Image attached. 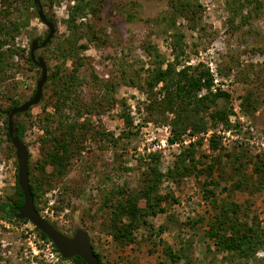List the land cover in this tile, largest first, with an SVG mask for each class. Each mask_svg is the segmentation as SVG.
<instances>
[{
    "label": "rangeland",
    "instance_id": "rangeland-1",
    "mask_svg": "<svg viewBox=\"0 0 264 264\" xmlns=\"http://www.w3.org/2000/svg\"><path fill=\"white\" fill-rule=\"evenodd\" d=\"M39 1L56 26L52 41L35 51L36 56L44 58L49 77L62 62L57 57V44L71 34L67 20L83 1ZM95 1L94 12L88 9L83 14L77 9L79 14H75L78 28L80 23L84 28L89 24L96 34L92 38L89 30L91 41L87 37L76 41L77 45L87 46L80 52L85 61L80 68L85 79L79 91L81 106L84 109V105H95L103 96L101 84L115 85L114 102L90 113L84 109L76 117L88 125L78 130L80 149L63 177H52L49 182L43 179L39 213L67 236H72L77 228L87 231L101 264H170L164 249L175 251L185 244H192L189 259L177 264H264V245L252 258L232 260L218 251L205 234L222 203L241 204L243 220L255 219L264 225V172L253 171L254 164L264 161V7L256 9L254 0H183L194 5V12L181 14L174 7L179 0ZM0 22L11 33L5 34L7 40L0 48L5 54L0 66V109L5 110L11 103H22L33 95L40 69L28 60L30 46L32 40L46 35L47 26L30 0H0ZM173 33L181 35L182 64L192 68L202 63L213 75L211 91L229 93L227 100L218 99L210 110H231L229 127L211 125L210 110L200 112L207 132L190 136L192 126L188 127L182 132L181 143L168 142L174 134V114L158 107L161 84L152 92L145 84L152 67L147 45L155 47L165 67L174 55ZM70 64L67 60L66 66ZM53 85L57 84L46 81L40 102L15 117L26 126L24 141L29 154V182L33 184L44 175L39 162L52 146L44 130L47 118L52 134L59 132V113L54 109L58 87ZM67 112L75 118L74 110ZM122 113L131 117V124L125 123ZM4 131L0 118V200L15 196L17 180L16 157L8 149ZM213 133L221 136L220 148L216 150L208 145ZM190 141H201L194 144V164L205 168L215 162L213 174L196 171L181 182L164 177L153 193L162 197L160 204L165 211L151 215L144 200L139 199L141 212L131 230L132 240L118 243L110 231L118 232L115 225L128 222L126 214L120 212L121 207H127L128 197L148 187L149 155L160 154L152 166L165 172ZM210 178L217 183L208 184ZM240 180L243 187H234V182ZM36 233L29 221L0 217V264H74L53 263L44 257L33 238Z\"/></svg>",
    "mask_w": 264,
    "mask_h": 264
},
{
    "label": "trees",
    "instance_id": "trees-1",
    "mask_svg": "<svg viewBox=\"0 0 264 264\" xmlns=\"http://www.w3.org/2000/svg\"><path fill=\"white\" fill-rule=\"evenodd\" d=\"M30 1L34 3V0ZM80 1H83V5H76L74 12L70 14V18L67 20V26L71 29V34L66 38L65 42H59L55 48L57 50L56 53H58L57 57L61 58L62 62L54 68L55 71H53V73L47 78V81L51 80L57 84L53 86L58 87V96L56 98V103L54 104V109L56 113H59V132L58 134H52L53 132L49 127V118H47L44 130L46 134H49L52 146L47 150L44 160L39 162V169L42 172V175L43 173L44 175L39 179H36L35 184L30 180V189L33 195L34 207L38 212L39 208L37 204L40 198V192L43 188V179L48 180L49 182L52 177H63L66 174L71 160L80 149L78 147V144H80V131L78 130H82L83 127L88 125H86L85 121L79 122L76 117L82 115L84 109L86 112L90 113L94 108L97 109L98 106H102L105 103L113 104L114 102L113 93L115 92V85L113 83L101 84L100 88L104 91L103 96L96 100L95 105H84V109L81 106L83 103L80 99L79 91L85 83V79L81 76L80 68L85 64V61L84 57L80 55V52L85 50L87 46L86 44L77 45L76 41L83 37H87L91 41L89 30L91 31L92 38H96V34L95 30L89 24L84 28L83 23H80L81 26L78 28V23L75 21V14H79L77 9L80 10V12H83V14H85V11L88 9L94 12L95 7L93 5L96 1ZM252 1L253 0H250V2ZM254 1L256 2V9L264 7V0ZM178 2V6L176 5L174 7L179 13L184 14L187 11L194 12V10H192L194 5L183 0H179ZM35 8H37L36 5ZM11 24L15 25V21H11ZM8 29L9 27H6L0 22V48L7 40L6 35H11L9 31L10 29ZM45 36L43 38L38 37L40 42ZM52 39L53 38H51L48 43H50ZM180 39L181 35L173 33L171 48L174 55L172 61H168L165 67L162 65L163 58L155 47H152L151 44L147 45L148 54H151L152 56V67L148 70L145 77V84L150 92H152L153 88L161 84L158 88V93H161L162 97L158 103V107L161 108L162 111H168L174 114V120L172 121V132L174 134L172 139L168 140L169 143H181L183 141L182 132L186 131L187 128L191 126L192 129L189 131L190 136H197V134L206 133V123L204 118L199 116V113L207 112L212 106H216L218 99L227 100L229 98V93L223 90L216 89L215 91H211L210 88L214 82L213 75L202 63L197 64L192 68L182 64L181 57L182 54H184V49L179 47ZM151 48H154L153 51L150 50ZM4 55L5 54L0 49V66L4 63L2 61ZM28 60L31 64L36 65L32 62L30 55L28 56ZM67 60H70V66H66ZM178 65L181 66L180 69H177ZM121 72L123 76L126 75L124 70ZM202 90H204V93L200 94V91ZM19 104L18 101H15L5 110L0 109V118H3V124L5 127V140L8 143V149L13 155H15V152L7 131V116L10 109ZM67 110H74L75 118H72ZM230 112L231 110L229 108L226 109L224 107L210 110L208 117L211 121V125H217L220 123L224 127H229L230 123L228 121V115ZM21 114L22 113H18L17 115ZM17 115H15V117ZM15 117L14 121L19 126L18 137L25 143V123L16 120ZM122 117L127 125L132 123L131 117L128 114L122 113ZM201 138L202 137L199 139ZM220 139L221 136L213 133L208 137L209 147L213 150L219 149ZM194 144H201V141H197V143H191L190 141L188 147L185 148L183 153L179 155L178 159H176L171 167L165 172H161L157 166H152L153 162H156L159 159L160 154L155 153L149 155L151 157V164L148 166V174L150 177L148 179L150 182L148 187L144 191H141L140 194L136 193L131 198L128 197L127 207H124V209H122L123 207L120 208V212H122L124 216L126 214L128 222L121 226L115 225V227L118 228V232L110 231L111 235L116 241H118V243L129 242L132 240L131 230L135 228L137 218L140 216L141 212V209L138 206V202H140L139 199L144 200L145 206L151 215H156L165 211L164 207L160 204L162 197L153 193L163 182L162 179L164 177L168 180L181 182L187 175L191 173L194 174L196 171L200 174L203 171H207L210 176L213 174L215 171V162L211 161V163H208L205 168L198 167V165L194 164V162H196V148ZM235 159H237V157H235ZM199 162L200 161H197V163ZM233 168H236L235 164ZM253 171L264 172V161H260L259 164H254ZM212 183L216 184L217 181L214 182L213 179L210 178L208 184ZM260 186L261 184L258 186V189H260ZM234 187L241 189L243 187L242 181L234 182ZM15 189L16 193L14 197L0 200V217L7 221L28 222L26 219L21 220L15 218L10 212V210L18 209L23 203L22 191L17 184V180ZM212 202L216 205L214 200H212ZM217 208L219 209L218 212L213 213L209 226L205 231L206 236L212 240L218 251L226 253L225 256L229 255L232 260L235 257L242 260L252 258L257 250L264 245V225H261L260 222H255V219H253L252 222L243 220L240 213L242 212L243 215L245 212L242 210L243 207L241 204L236 202L222 203ZM51 223L59 229L56 224L53 222ZM34 229L41 237L48 240L41 231L35 227ZM161 232L162 229H159V233ZM185 245L186 246H181L179 250L175 251L167 247L164 249L170 264H177L180 260L189 259L188 249L191 248L192 244ZM94 253L97 256L98 264H101L100 254L95 250ZM61 261H70L74 264H85L78 256H74L70 259H64L60 256V262Z\"/></svg>",
    "mask_w": 264,
    "mask_h": 264
},
{
    "label": "water",
    "instance_id": "water-1",
    "mask_svg": "<svg viewBox=\"0 0 264 264\" xmlns=\"http://www.w3.org/2000/svg\"><path fill=\"white\" fill-rule=\"evenodd\" d=\"M37 7V15L41 22L47 26V35L39 42L34 39L31 42L29 55L34 64L40 69V76L36 81L33 95L13 106L7 116V131L14 148L17 161V184L22 191L23 203L16 210H10L17 219L28 220L39 231H41L55 246L59 255L64 259L74 256L80 257L85 264H98V259L94 253L90 235L87 231L77 228L72 236L65 235L57 229L49 220L43 217L34 207L33 195L29 182V154L25 143L18 137L19 126L14 121L15 115L28 111L32 106L37 105L42 97L43 87L47 81V65L42 56H36L35 51L43 48L53 37L55 26L51 19L46 18L39 0H34Z\"/></svg>",
    "mask_w": 264,
    "mask_h": 264
},
{
    "label": "built area",
    "instance_id": "built-area-1",
    "mask_svg": "<svg viewBox=\"0 0 264 264\" xmlns=\"http://www.w3.org/2000/svg\"><path fill=\"white\" fill-rule=\"evenodd\" d=\"M33 238L38 241L39 246L41 248L39 249V251L43 252L44 257L48 258L53 263L60 261V255L56 250L55 246L53 245V243L49 239L47 240L41 237L38 233L33 234ZM34 249H37V247H35Z\"/></svg>",
    "mask_w": 264,
    "mask_h": 264
},
{
    "label": "flooded vegetation",
    "instance_id": "flooded-vegetation-1",
    "mask_svg": "<svg viewBox=\"0 0 264 264\" xmlns=\"http://www.w3.org/2000/svg\"><path fill=\"white\" fill-rule=\"evenodd\" d=\"M44 12V11H43ZM45 14V13H44ZM45 16H46V18H48V19H50L49 17H47V15L45 14ZM36 39H38V41L40 42V40H39V38H36Z\"/></svg>",
    "mask_w": 264,
    "mask_h": 264
}]
</instances>
